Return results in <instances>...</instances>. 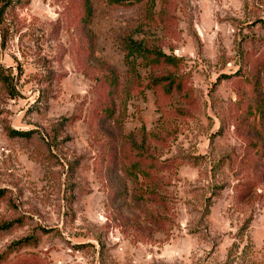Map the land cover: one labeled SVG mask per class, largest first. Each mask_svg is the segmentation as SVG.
I'll list each match as a JSON object with an SVG mask.
<instances>
[{
    "label": "rangeland",
    "instance_id": "374dc122",
    "mask_svg": "<svg viewBox=\"0 0 264 264\" xmlns=\"http://www.w3.org/2000/svg\"><path fill=\"white\" fill-rule=\"evenodd\" d=\"M0 264H264V0H0Z\"/></svg>",
    "mask_w": 264,
    "mask_h": 264
},
{
    "label": "trees",
    "instance_id": "16d2710c",
    "mask_svg": "<svg viewBox=\"0 0 264 264\" xmlns=\"http://www.w3.org/2000/svg\"><path fill=\"white\" fill-rule=\"evenodd\" d=\"M111 1L119 3V2H123V1H127V0H111Z\"/></svg>",
    "mask_w": 264,
    "mask_h": 264
}]
</instances>
